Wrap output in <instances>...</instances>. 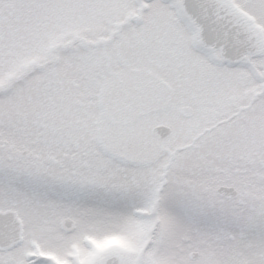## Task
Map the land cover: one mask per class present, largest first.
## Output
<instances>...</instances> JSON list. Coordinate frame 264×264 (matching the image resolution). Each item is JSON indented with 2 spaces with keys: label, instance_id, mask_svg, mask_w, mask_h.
I'll return each mask as SVG.
<instances>
[{
  "label": "snow or ice",
  "instance_id": "1",
  "mask_svg": "<svg viewBox=\"0 0 264 264\" xmlns=\"http://www.w3.org/2000/svg\"><path fill=\"white\" fill-rule=\"evenodd\" d=\"M0 264H264V0H0Z\"/></svg>",
  "mask_w": 264,
  "mask_h": 264
}]
</instances>
